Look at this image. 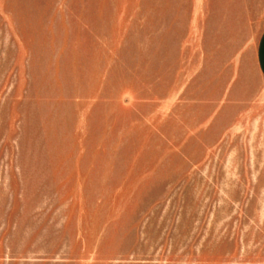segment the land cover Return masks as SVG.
I'll return each mask as SVG.
<instances>
[{
  "label": "rangeland",
  "instance_id": "rangeland-1",
  "mask_svg": "<svg viewBox=\"0 0 264 264\" xmlns=\"http://www.w3.org/2000/svg\"><path fill=\"white\" fill-rule=\"evenodd\" d=\"M264 0H0V264H264Z\"/></svg>",
  "mask_w": 264,
  "mask_h": 264
},
{
  "label": "crops",
  "instance_id": "crops-1",
  "mask_svg": "<svg viewBox=\"0 0 264 264\" xmlns=\"http://www.w3.org/2000/svg\"><path fill=\"white\" fill-rule=\"evenodd\" d=\"M257 64L264 78V34L259 42L258 49H257Z\"/></svg>",
  "mask_w": 264,
  "mask_h": 264
}]
</instances>
